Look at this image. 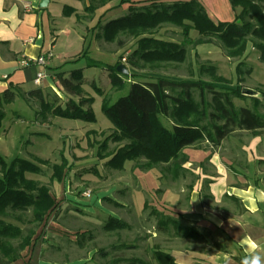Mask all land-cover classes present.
Here are the masks:
<instances>
[{
    "label": "trees",
    "instance_id": "obj_1",
    "mask_svg": "<svg viewBox=\"0 0 264 264\" xmlns=\"http://www.w3.org/2000/svg\"><path fill=\"white\" fill-rule=\"evenodd\" d=\"M108 1H117L118 7L133 6H129L127 15L99 26L94 39L108 44L116 43L118 47H122L120 37L137 41L136 49L127 59L121 57L114 66L104 68L111 89H121L126 80L136 76L129 67L131 70L140 67L155 69L165 64L180 65L185 62V48L181 44L153 37L163 24L181 29L187 41L191 30L199 35L198 44L217 39L230 58L243 57L248 42H251L259 52V61L264 64V0H229L232 7L241 9L240 13L233 21L217 24L209 18L199 0H174L171 3L169 0H142L135 4L131 0H89V5L84 6L83 11L92 15ZM73 13L70 7L65 6L62 10L64 17ZM122 60L128 68L127 76L116 72ZM244 64L240 62L236 66L237 81L251 72V68L247 73L242 70ZM80 72L71 71L68 78L63 74L58 75L60 90L74 98L70 97L63 108L56 104L57 98H53V102L49 100V92L40 89L24 91L19 85H8L0 94V121L3 118L2 104L19 97L28 105L32 100L38 102L39 112L36 115L41 124L51 116L95 122L91 110L92 99L82 89L83 81L78 78ZM205 73L212 82L201 79L200 76ZM198 76L189 80L156 77L155 81L147 83L133 81L128 93L114 103L110 104L108 98H103L102 112L110 122L112 132L99 149L109 158L106 164L108 168L122 171L126 163L134 162L137 169L147 171L159 167L163 174L177 175L187 161L182 153L185 148L197 147L204 141L215 147L235 131L257 133L264 130V117L256 111L260 105L258 102L254 101V110L234 107L233 98H246L239 84L233 88L224 85L227 80L217 76L214 66H200ZM217 88L222 91H217ZM97 91L102 93L99 89ZM195 92L199 101L194 98ZM207 93L212 95L211 104L206 102ZM161 117L171 121L169 128L163 125ZM110 142L120 146L108 152L106 146ZM67 172L64 164L54 165L50 179L63 182ZM41 173L42 170L31 162L17 158L6 163L0 156V264L20 260L21 254L37 239H34L32 226L43 225L59 205L47 186L25 176ZM103 201L111 203L109 198H103ZM113 205L117 206L114 202ZM128 227L119 219L109 217L103 229L116 232ZM154 259L157 264H173L170 256L162 251H155ZM241 260L238 259L239 264ZM137 261L129 264H137Z\"/></svg>",
    "mask_w": 264,
    "mask_h": 264
},
{
    "label": "rangeland",
    "instance_id": "obj_2",
    "mask_svg": "<svg viewBox=\"0 0 264 264\" xmlns=\"http://www.w3.org/2000/svg\"><path fill=\"white\" fill-rule=\"evenodd\" d=\"M199 2L209 18L216 24L233 21L241 10L239 7H232L229 0H199ZM118 10L112 13L111 19H118L120 15H127L129 12L125 11L124 7ZM54 15L60 16L56 9H54ZM96 20L97 18L94 22L92 21V25L96 23ZM60 21L63 24L57 26L58 30L69 27V20ZM100 23L102 21L95 28L98 29ZM86 29L83 31L85 40L81 50L75 52L79 56H76L75 61L67 64L65 70L81 71L78 78L83 81L84 93L92 99L91 110L95 122L88 123L80 119L51 116L46 123L41 124L36 115L39 112L38 102L32 100L30 106L16 97L13 102L3 103L1 106L3 118L0 121V156L6 163L18 158L37 165L42 170L41 175L26 174V178L47 186L59 204L43 225L32 226L34 239L37 238L36 241L53 247L52 261L62 263L66 260L65 258L78 259L87 257L90 252H96L88 264H97L99 261L107 263L116 257L125 258L130 255L153 263L149 251L157 245L156 239L152 238L153 231L156 232L157 229L154 225L156 218L151 213H156L153 211L154 205L160 202V195L146 188L141 191V173L151 171L155 177L161 176L158 182L166 180L164 185L161 181V188L168 186L173 189L180 183L174 184L170 178L163 179V172L159 167L146 171L137 169L134 162H129L122 171L108 168L106 164L109 158L99 149L105 138L112 132L111 124L102 112L103 98H108L112 104L128 93L130 83L133 81L147 83L155 81L156 77L173 80L197 79L200 66H214L217 76L227 80L224 85L233 88L239 84L243 89L255 92L253 96H246L244 99L233 98L234 107L254 110V101H256L260 104L256 111L259 116L264 117V64L259 61V52L253 48L251 42H248L243 57L230 58L217 39L212 38L198 44L199 35L191 30L187 35L189 39L187 41L181 29L170 24H163L155 31L153 37L165 42L181 44L185 48V62L180 65L165 64L155 69L140 67L131 70L129 67L132 74L136 76L126 80L121 89L114 90L110 87L104 68L114 66L121 57L127 59L136 49L137 41L120 37L122 47H118L116 43L109 45L103 40L95 39L99 44L97 47L91 38L92 34H89L88 27ZM70 34L72 36L73 33ZM58 46L62 49L67 48L68 51L72 49V44L63 36ZM62 49L59 50L64 51ZM240 62L245 63L242 68L245 73L249 71V68L251 72L242 75L239 82L236 66ZM200 77L205 82H212L211 77L206 73ZM31 87L33 88V85L28 84L23 90H32ZM97 89L102 93H98ZM216 90L222 91L218 88ZM49 93V100L53 102V98H57L56 104L62 108L70 97L73 98V96L65 95L62 90H60V97ZM194 98L199 101L196 92ZM211 98L212 95L207 93L208 104H211ZM211 108H209L210 111ZM161 121L164 126L168 128L171 126V121L163 117ZM118 146L120 145L110 142L106 146L107 151L112 152ZM61 164L68 168V172L63 182L58 183L50 177L52 167ZM86 193H90V197H85ZM103 198H109L111 203L103 201ZM113 202L117 206H114ZM145 204L148 208L146 207L142 212L141 205ZM109 217L117 218L127 225L130 223L131 228L106 232L103 227ZM143 218L148 221L144 229L141 228ZM147 230L150 232L148 233ZM126 246H133V249H127ZM102 253L105 254L104 257H100ZM44 254L42 257L46 256Z\"/></svg>",
    "mask_w": 264,
    "mask_h": 264
},
{
    "label": "crops",
    "instance_id": "obj_3",
    "mask_svg": "<svg viewBox=\"0 0 264 264\" xmlns=\"http://www.w3.org/2000/svg\"><path fill=\"white\" fill-rule=\"evenodd\" d=\"M39 1L0 0V94L10 84L23 88L31 84V89L60 97L58 75L68 78L74 71L65 70V67L79 56L75 52L81 50L86 27L98 47L94 39L95 26L101 21L99 26L116 20L111 19V15L119 11L118 8L124 7L127 11L133 6L118 7L117 1H108L88 15L83 8L89 5V0H50L45 9L38 7ZM139 1L142 0H131ZM65 6L74 10L69 17L62 15ZM54 9L60 16L54 15ZM61 18L70 23L69 27L58 30L57 26L63 24ZM62 36L72 44L71 50L59 48ZM41 57L45 59L44 65L35 63ZM22 62L30 64L23 66ZM39 73L44 78L36 86L33 80ZM106 75L108 78V73ZM182 153L187 161L178 174H163V179L180 183L176 188H161V181L163 185L166 181L158 182L161 176L155 177L151 171L141 173V191L146 188L160 195V202L154 205L156 213H151L156 218L157 229L152 233L157 245L149 251L153 263L130 255L97 264H129L134 260H138L137 264H157L155 251L168 254L173 264H239L238 259L249 252L250 241L259 245L257 251L264 256V199L261 198L264 193V130L257 133L235 131L218 146L204 141L197 147L185 148ZM146 207V204L141 205V211ZM143 219L142 229L148 224L147 219ZM130 225L128 223L129 229ZM52 248L35 241L21 254L22 258L12 264H88L96 253L72 260L65 258L61 263L52 261ZM126 248L133 249V246ZM43 254L46 256L42 257Z\"/></svg>",
    "mask_w": 264,
    "mask_h": 264
},
{
    "label": "clouds",
    "instance_id": "obj_4",
    "mask_svg": "<svg viewBox=\"0 0 264 264\" xmlns=\"http://www.w3.org/2000/svg\"><path fill=\"white\" fill-rule=\"evenodd\" d=\"M261 198L264 199V193H261ZM248 254L242 258L240 264H264V256H261L257 249L259 245L255 241H250Z\"/></svg>",
    "mask_w": 264,
    "mask_h": 264
},
{
    "label": "water",
    "instance_id": "obj_5",
    "mask_svg": "<svg viewBox=\"0 0 264 264\" xmlns=\"http://www.w3.org/2000/svg\"><path fill=\"white\" fill-rule=\"evenodd\" d=\"M50 0H40L38 7L40 9H45L48 7ZM116 72L120 75L127 76L129 74L128 68L124 64H120L116 67ZM242 94L245 96H253L255 92L249 89H242Z\"/></svg>",
    "mask_w": 264,
    "mask_h": 264
},
{
    "label": "built area",
    "instance_id": "obj_6",
    "mask_svg": "<svg viewBox=\"0 0 264 264\" xmlns=\"http://www.w3.org/2000/svg\"><path fill=\"white\" fill-rule=\"evenodd\" d=\"M122 61H124V60H122ZM35 63H37L39 65H44L45 59L43 57L38 58ZM29 64L30 63H28V62H22L23 66H28ZM43 78H44V75L42 73L37 74V76L33 80L34 85L38 86L41 83ZM84 196L88 198V197H90V193H86V194H84Z\"/></svg>",
    "mask_w": 264,
    "mask_h": 264
}]
</instances>
